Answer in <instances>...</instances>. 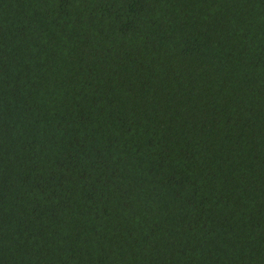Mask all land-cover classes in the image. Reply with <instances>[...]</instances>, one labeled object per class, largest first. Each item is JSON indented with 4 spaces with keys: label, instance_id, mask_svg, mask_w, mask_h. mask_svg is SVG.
<instances>
[{
    "label": "trees",
    "instance_id": "16d2710c",
    "mask_svg": "<svg viewBox=\"0 0 264 264\" xmlns=\"http://www.w3.org/2000/svg\"><path fill=\"white\" fill-rule=\"evenodd\" d=\"M0 264H264V0H0Z\"/></svg>",
    "mask_w": 264,
    "mask_h": 264
}]
</instances>
